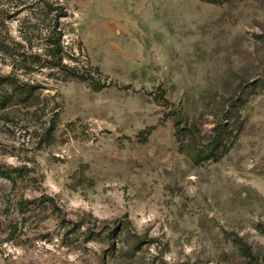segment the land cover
Returning a JSON list of instances; mask_svg holds the SVG:
<instances>
[{"label": "rangeland", "instance_id": "1", "mask_svg": "<svg viewBox=\"0 0 264 264\" xmlns=\"http://www.w3.org/2000/svg\"><path fill=\"white\" fill-rule=\"evenodd\" d=\"M6 76L0 264H264V0H0Z\"/></svg>", "mask_w": 264, "mask_h": 264}, {"label": "trees", "instance_id": "2", "mask_svg": "<svg viewBox=\"0 0 264 264\" xmlns=\"http://www.w3.org/2000/svg\"><path fill=\"white\" fill-rule=\"evenodd\" d=\"M9 78H10L9 76L0 77V84L5 82V81H8ZM2 176H5L6 178H9L10 180H13L8 172L2 173ZM243 252H244L245 256H247L248 258L252 259L250 252L246 248H243Z\"/></svg>", "mask_w": 264, "mask_h": 264}]
</instances>
